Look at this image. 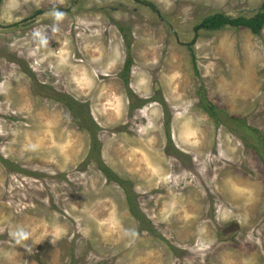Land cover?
<instances>
[{"label":"rangeland","instance_id":"374dc122","mask_svg":"<svg viewBox=\"0 0 264 264\" xmlns=\"http://www.w3.org/2000/svg\"><path fill=\"white\" fill-rule=\"evenodd\" d=\"M262 1L0 0V264H264Z\"/></svg>","mask_w":264,"mask_h":264},{"label":"trees","instance_id":"16d2710c","mask_svg":"<svg viewBox=\"0 0 264 264\" xmlns=\"http://www.w3.org/2000/svg\"><path fill=\"white\" fill-rule=\"evenodd\" d=\"M230 25V26H244L247 27L252 33L257 34L259 33L260 29L264 25V0L259 5L258 9L250 16H230L226 15L224 13H213L210 15H206L203 17V19L200 21L198 25H196V29L203 28V29H209V30H215L219 29L221 26ZM131 65V58L129 53H127L126 58L123 63L122 70L119 73V76L122 78L125 84L128 83V72ZM129 93L130 90H128ZM51 95V94H50ZM131 95V94H130ZM57 100L63 102L72 112L74 115V118L77 123L80 124V126H83L86 130L91 132L92 134V140L93 145L92 149L96 151L93 156H97V166L99 170L103 173V175L107 178L108 181H113L117 183L118 185H121L123 188H125L126 192V198H127V209L135 215L137 218L139 217L138 213H136L135 205H133L134 202H132L131 198V190L126 185L127 181L125 179L119 178L117 174H115L109 167H107L103 161H101V158L99 155V141H97L96 137V130L98 129V125L93 121L91 115L89 114V111L87 109V105L85 103L76 101L75 99H71L69 97H57ZM144 100L139 99L136 103L137 105H140ZM200 106L203 111H205L209 116L214 117V111L216 110V107L211 103L203 98H201ZM234 121H240L241 119H237L233 117ZM166 126L169 127V120L166 121ZM247 129H249L248 126H246ZM91 149V150H92Z\"/></svg>","mask_w":264,"mask_h":264},{"label":"clouds","instance_id":"9594fccd","mask_svg":"<svg viewBox=\"0 0 264 264\" xmlns=\"http://www.w3.org/2000/svg\"><path fill=\"white\" fill-rule=\"evenodd\" d=\"M26 235V234H25Z\"/></svg>","mask_w":264,"mask_h":264}]
</instances>
